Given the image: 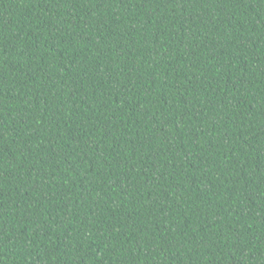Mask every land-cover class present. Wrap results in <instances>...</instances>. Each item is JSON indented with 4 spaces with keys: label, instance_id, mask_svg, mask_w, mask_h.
<instances>
[{
    "label": "trees",
    "instance_id": "obj_1",
    "mask_svg": "<svg viewBox=\"0 0 264 264\" xmlns=\"http://www.w3.org/2000/svg\"><path fill=\"white\" fill-rule=\"evenodd\" d=\"M0 264H264V0H0Z\"/></svg>",
    "mask_w": 264,
    "mask_h": 264
}]
</instances>
